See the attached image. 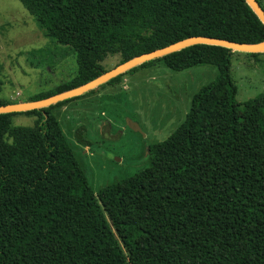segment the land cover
<instances>
[{
  "label": "trees",
  "instance_id": "1",
  "mask_svg": "<svg viewBox=\"0 0 264 264\" xmlns=\"http://www.w3.org/2000/svg\"><path fill=\"white\" fill-rule=\"evenodd\" d=\"M20 1L78 63L75 78L35 100L98 78L109 56L123 64L195 36L264 42V24L246 0ZM235 53L191 46L97 88L157 66L219 70L178 129L150 147L152 165L97 195L53 113L96 90L0 114V264H264V98L238 103ZM14 103L0 98V106ZM23 114L36 118L34 126L13 125ZM84 131L75 137L88 147Z\"/></svg>",
  "mask_w": 264,
  "mask_h": 264
},
{
  "label": "rangeland",
  "instance_id": "2",
  "mask_svg": "<svg viewBox=\"0 0 264 264\" xmlns=\"http://www.w3.org/2000/svg\"><path fill=\"white\" fill-rule=\"evenodd\" d=\"M264 8V0H260ZM119 55L102 63L109 71ZM3 67V71L1 69ZM0 98L29 102L54 91L78 74L76 53L46 37L20 0H0ZM215 66L176 72L167 67L139 69L119 85H107L53 110L63 134L95 195L152 165L149 149L167 140L191 110L192 99L218 76ZM231 77L240 104L264 98V54L235 53ZM36 118L17 115L14 126L32 127ZM91 145L80 144L75 133Z\"/></svg>",
  "mask_w": 264,
  "mask_h": 264
},
{
  "label": "water",
  "instance_id": "3",
  "mask_svg": "<svg viewBox=\"0 0 264 264\" xmlns=\"http://www.w3.org/2000/svg\"><path fill=\"white\" fill-rule=\"evenodd\" d=\"M247 4L252 8L257 17L264 24V8L259 3L258 0H246ZM195 45H213V46H221L224 48H228L241 53L248 54H260L264 53V42L259 44H241L229 40L205 37V36H195L190 37L185 40L174 43L170 46H167L162 49L155 50L150 53H146L140 56H137L123 64L118 65L112 70H109L99 76L98 78L69 91H65L60 94H56L54 96L36 100L29 102H20L14 104H8L4 106H0V114H16V113H24L34 110H40L43 108L50 107L52 105H56L59 102H63L69 99H73L76 97H80L92 90L97 89L103 84L108 83L110 80L136 68L146 62H150L155 59L162 58L164 56L176 53L183 49L189 48Z\"/></svg>",
  "mask_w": 264,
  "mask_h": 264
}]
</instances>
